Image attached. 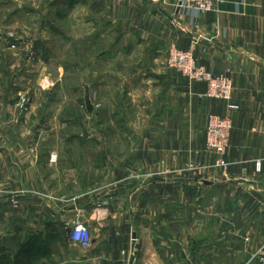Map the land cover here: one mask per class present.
I'll return each instance as SVG.
<instances>
[{
    "label": "crops",
    "instance_id": "crops-1",
    "mask_svg": "<svg viewBox=\"0 0 264 264\" xmlns=\"http://www.w3.org/2000/svg\"><path fill=\"white\" fill-rule=\"evenodd\" d=\"M69 1L71 40L87 44L110 95L95 163L53 167L26 153L23 136L10 134V106H0L1 221L10 202L24 218L30 198L33 241L49 243L33 249V264H264V0H220L199 15L178 12V0ZM171 44L232 77L235 108L170 70ZM209 114L231 118L233 130L229 169L205 185L181 174L190 161H215ZM78 220L90 227V247L71 241Z\"/></svg>",
    "mask_w": 264,
    "mask_h": 264
},
{
    "label": "rangeland",
    "instance_id": "rangeland-1",
    "mask_svg": "<svg viewBox=\"0 0 264 264\" xmlns=\"http://www.w3.org/2000/svg\"><path fill=\"white\" fill-rule=\"evenodd\" d=\"M72 7L74 4L67 0H0V87L2 88L0 106H10V134L23 136L26 153L32 150L39 151L42 159L50 158L53 167L67 166L70 162L81 161L84 165L82 168L86 165L90 168L95 163L93 159H96L95 149L91 146L96 145L95 142L100 135L97 121L102 118L103 108L106 107L102 106V102L110 95H105L99 85L100 80L96 77L93 57L91 53H86L87 44L82 47L79 42L75 43L71 40L67 26ZM178 10L181 11L179 8ZM172 50L192 55L196 64L205 68L196 61L193 52L171 44L165 52L167 67L170 70L187 79L190 84H206L208 98L222 101L227 106H235L232 77L215 76L205 68L215 78H228L233 88L230 104L209 97L208 82L192 81L181 72L169 67ZM105 82L111 83L112 80L106 79ZM86 87L89 88L90 99L94 106L92 112H88L86 108ZM212 115L229 117L209 114L207 118L206 148L215 156V161L208 164L190 161L184 166L181 174L198 183L206 182L204 180L216 181L214 173L226 172L230 167L227 161L230 140L224 155L226 167L218 164L219 153L208 147V119ZM84 137L91 143L88 145L82 143ZM190 166L197 168V171H190ZM44 174L47 176V168ZM24 178L31 179V175L26 173ZM23 192L26 197H30L32 188L26 187ZM3 195H6V192L0 191V197ZM29 199L25 200V204H28L25 205V209L30 210L24 214V218L20 217L23 213L22 207L13 206L11 202L4 208L7 210L4 213L10 215L5 216L6 221H1L0 215V264L2 258L13 264L16 256L22 253L19 250L25 249L24 246L32 243L33 237L36 238L38 235L31 232L34 228L33 220L30 219L32 201ZM2 210L0 207V214ZM11 214H15L13 215L16 216L15 220L17 218L15 222L10 219ZM46 243L45 246L48 247V241ZM28 250L25 255H21V264H27V260L30 264L34 263L31 259V248Z\"/></svg>",
    "mask_w": 264,
    "mask_h": 264
},
{
    "label": "built area",
    "instance_id": "built-area-1",
    "mask_svg": "<svg viewBox=\"0 0 264 264\" xmlns=\"http://www.w3.org/2000/svg\"><path fill=\"white\" fill-rule=\"evenodd\" d=\"M220 0H178L177 7L180 10L192 11L196 15L209 13L214 10ZM171 58L169 59V67L181 72L184 76L192 81L208 82L209 83V97L218 98L229 104L232 101V82L228 78H215L209 74L205 68L198 66L193 59V56L180 52L178 50L171 51ZM230 109L235 106H229ZM233 125L230 118H221L217 116H210L208 119L207 141L209 149L217 151L220 159L218 164L226 167L224 155L226 154L230 134ZM190 171L195 172L197 168L190 166ZM71 241L81 247H90L92 245V233L88 223L82 221H75L71 226L70 233ZM260 260L264 263V248L260 251Z\"/></svg>",
    "mask_w": 264,
    "mask_h": 264
},
{
    "label": "trees",
    "instance_id": "trees-1",
    "mask_svg": "<svg viewBox=\"0 0 264 264\" xmlns=\"http://www.w3.org/2000/svg\"><path fill=\"white\" fill-rule=\"evenodd\" d=\"M42 245H44V246H42ZM24 247H26L25 249H26L27 251H29L28 248H31V251H30V252L32 253L34 248H37L38 250H41V249H43V248L45 247V244H44V242H43L42 240H38V239H37V240L32 241V243L27 244V245L24 246ZM26 250L24 251V254L21 253V255H25V254H26ZM21 255L18 254V255L16 256V258H15L13 264H21V263H20V261H22V260H21ZM31 259H32V257H31ZM32 260H33V259H32ZM1 264H11V263H10L9 260L4 261V258H2V260H1ZM27 264H30L29 260H27Z\"/></svg>",
    "mask_w": 264,
    "mask_h": 264
},
{
    "label": "water",
    "instance_id": "water-1",
    "mask_svg": "<svg viewBox=\"0 0 264 264\" xmlns=\"http://www.w3.org/2000/svg\"><path fill=\"white\" fill-rule=\"evenodd\" d=\"M179 12V10H178ZM85 102H86V108L88 112H92L94 110V106L92 105L91 99H90V92L89 88L86 87V93H85ZM205 185H210L208 182H203ZM69 233H71V229L69 230Z\"/></svg>",
    "mask_w": 264,
    "mask_h": 264
}]
</instances>
